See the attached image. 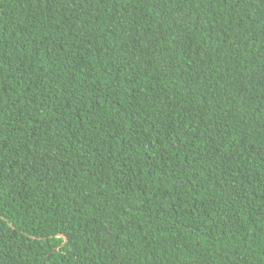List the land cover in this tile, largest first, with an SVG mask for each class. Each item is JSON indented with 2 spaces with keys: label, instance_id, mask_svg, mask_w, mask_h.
<instances>
[{
  "label": "trees",
  "instance_id": "16d2710c",
  "mask_svg": "<svg viewBox=\"0 0 264 264\" xmlns=\"http://www.w3.org/2000/svg\"><path fill=\"white\" fill-rule=\"evenodd\" d=\"M0 264H264V0H0Z\"/></svg>",
  "mask_w": 264,
  "mask_h": 264
}]
</instances>
